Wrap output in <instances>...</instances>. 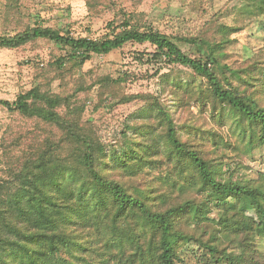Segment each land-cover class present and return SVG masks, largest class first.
I'll return each mask as SVG.
<instances>
[{"label": "trees", "instance_id": "obj_1", "mask_svg": "<svg viewBox=\"0 0 264 264\" xmlns=\"http://www.w3.org/2000/svg\"><path fill=\"white\" fill-rule=\"evenodd\" d=\"M24 4L6 0L2 19L21 27L0 35V48L43 39L58 54L41 70L43 80L14 100L0 99V107L29 122L10 126L0 143V264H179L176 247L191 243L207 248L218 264H261L254 254L260 252L256 239L264 238V187L221 181L225 157L218 151L233 150L240 138L264 146V50L231 66L215 53L194 58L173 37L130 21L96 38L31 25L29 17L23 21ZM86 5L90 15L102 12V0ZM250 5L264 14V0ZM129 42L151 44L155 58L189 67L205 85L196 90L194 81L162 75L163 94L172 98L167 104L162 95L118 92L110 76L87 81L89 59ZM97 83L117 102H145L111 147L84 118L88 100L79 98ZM217 102L223 106L219 127L191 116L194 106L204 110ZM227 125V133L219 132ZM209 197L218 216L213 227L200 228L195 219L207 212ZM237 203L247 206L243 212L222 209Z\"/></svg>", "mask_w": 264, "mask_h": 264}, {"label": "rangeland", "instance_id": "obj_2", "mask_svg": "<svg viewBox=\"0 0 264 264\" xmlns=\"http://www.w3.org/2000/svg\"><path fill=\"white\" fill-rule=\"evenodd\" d=\"M5 2L0 0V35L11 28L21 27L17 22L5 23L2 19ZM23 2L27 9L23 21H29V17L31 25L41 22L44 26L65 28L77 36L101 37L113 28L121 30L124 22L130 21L142 30L150 27L173 37L182 50L194 58L215 53L220 61L235 66L264 50V14H256L250 0H102V12L97 15L89 14L86 0ZM226 27L231 28L228 34L224 32ZM221 47L224 48L222 53L219 52ZM154 50L149 43L129 42L109 54L94 55L83 66L86 79L92 83L110 76L114 79L110 82L111 87L118 92L162 95L167 104L172 103V98H166L168 92L163 94L162 75L169 73L172 79L194 81L196 90L205 85L203 78L189 67L159 61L154 57ZM56 54V45L43 39L18 49L0 48V99L14 100L21 91L43 80L41 70ZM126 73L130 77L120 81ZM103 87V83H97L89 93L81 92L79 98L86 97L88 100L84 118L97 125L102 142L111 147L120 141V133L129 117L143 109L145 102L140 98L117 102L113 99L114 95L103 93ZM53 88L60 91L59 80L54 81ZM222 108L220 102L204 110L194 106L191 116L201 123L206 121L213 127H219L217 117ZM226 110L233 114L230 108ZM12 125L18 128L29 125V122L0 107V143ZM223 129L227 133L228 125L218 128L219 132ZM236 140L233 150L224 148L218 151V157H225V162L219 163L218 178L264 187V146L256 147L248 138ZM3 166L0 147V176ZM154 190L159 191L160 186L155 185ZM213 201L214 198L209 197V202L205 203L209 204L205 207L207 212L202 218L195 219L198 222L196 226L213 227L211 225L218 216ZM246 207L237 203L224 205L222 209L243 212ZM256 247L260 252L254 255L264 264V238L256 239ZM175 252L179 264H218L207 248L195 243L180 244Z\"/></svg>", "mask_w": 264, "mask_h": 264}]
</instances>
